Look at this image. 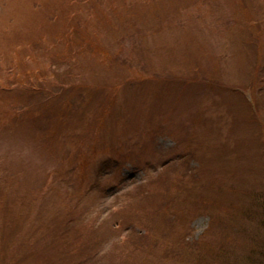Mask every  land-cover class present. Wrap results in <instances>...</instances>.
<instances>
[{
    "label": "rangeland",
    "instance_id": "rangeland-1",
    "mask_svg": "<svg viewBox=\"0 0 264 264\" xmlns=\"http://www.w3.org/2000/svg\"><path fill=\"white\" fill-rule=\"evenodd\" d=\"M0 264H264V0H0Z\"/></svg>",
    "mask_w": 264,
    "mask_h": 264
},
{
    "label": "trees",
    "instance_id": "trees-1",
    "mask_svg": "<svg viewBox=\"0 0 264 264\" xmlns=\"http://www.w3.org/2000/svg\"><path fill=\"white\" fill-rule=\"evenodd\" d=\"M226 89L232 90L233 88L231 86H225Z\"/></svg>",
    "mask_w": 264,
    "mask_h": 264
}]
</instances>
